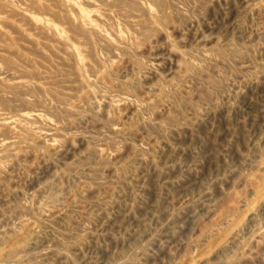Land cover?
Returning a JSON list of instances; mask_svg holds the SVG:
<instances>
[{
  "label": "rangeland",
  "instance_id": "374dc122",
  "mask_svg": "<svg viewBox=\"0 0 264 264\" xmlns=\"http://www.w3.org/2000/svg\"><path fill=\"white\" fill-rule=\"evenodd\" d=\"M26 1L0 0V264H264V0Z\"/></svg>",
  "mask_w": 264,
  "mask_h": 264
},
{
  "label": "bare ground",
  "instance_id": "6f19581e",
  "mask_svg": "<svg viewBox=\"0 0 264 264\" xmlns=\"http://www.w3.org/2000/svg\"><path fill=\"white\" fill-rule=\"evenodd\" d=\"M12 1H13V0H12ZM17 1H18V0H17ZM27 1H28V0H27ZM27 1H26V2H27ZM30 1H31V3L33 2L32 0H30ZM56 1L60 2V0H55L54 3H55ZM67 1H69V0H67ZM99 1H100V0H99ZM111 1H112V0H111ZM122 1H123V0H122ZM127 1H128V0H127ZM151 1H153V2H154V3H155L160 9H163V5H165V4L163 3L162 0H151ZM28 2H29V1H28ZM46 2H47V1H46ZM48 2H50V1L48 0ZM52 2H53V1H52ZM52 2H50V3H52ZM58 2H57L56 4H58ZM97 2H98V1H97ZM101 2H102V0L100 1V5H103L102 3H104V2H102V3H101ZM105 2H106V1H105ZM114 2L116 3V7H117L118 5L124 4L123 2H121V1H119V0H114ZM128 2H129V1H128ZM128 2H127V3H128ZM133 2H136V1H133ZM13 3H14V2H13ZM22 3H23V1H22ZM29 3H30V2H29ZM110 3H111V2H110ZM136 3H137V2H136ZM154 3H153V4H154ZM32 4H33V3H32ZM59 4H61V3H59ZM71 4H72V2H71ZM74 4H75V3H74ZM106 4H107V2H106ZM108 4H109V3H108ZM112 4H113V3H111L110 5H112ZM137 4L139 5L140 3L138 2ZM1 5H2V4H1ZM3 5H4V4H3ZM17 5H18V4H17ZM19 5H20V3H19ZM33 5H34V4H33ZM89 5H90V3H87V6H89ZM127 5H128V4H127ZM138 5L135 4L136 7H137ZM140 5H141V4H140ZM5 6H6V5H5ZM22 6H23V5H22ZM24 6H27V5H24ZM35 6H36V4H35ZM53 6H54V5L52 4V7H53ZM68 6H69V5H68ZM93 6H94V5H93ZM106 6H107V9L110 8V6H109V8H108V5H106ZM106 6H105V8H106ZM121 6H122V5H121ZM121 6H120V9H122ZM130 6H131V5H130ZM141 6H142V5H141ZM1 7H3V6H1ZM1 7H0V8H1ZM38 7H39V5H38ZM38 7H35V11H36V9H38ZM63 7H64V5H63ZM100 7H101V6H100ZM103 7H104V6H103ZM113 7H114V4L112 5V9H113ZM116 7H114L115 10H116ZM118 7H119V6H118ZM131 7H132V6H131ZM138 7H139V6H138ZM138 7L136 8L137 10H138ZM25 8H26V7H25ZM32 8H34V7H32ZM43 8L45 9V6H44ZM43 8H42V9H43ZM56 8H58V7H56ZM67 8H68V7H66V9H67ZM133 8H134V7L130 8V9H133ZM11 9H12V8H11ZM27 9H28V8H27ZM40 9H41V8H40ZM60 9H61V7H60ZM64 9H65V8H64ZM110 9H111V8H110ZM110 9H109V10H110ZM120 9H118V11H119ZM130 9H129V10H130ZM143 9H144V7H143ZM164 9H165V8H164ZM2 10H3V11L6 10L5 7H4L3 9H1V11H2ZM8 10L10 11L9 8H8ZM8 10H7L6 12H8ZM33 10H34V9H33ZM126 10H127V8H126ZM133 10H134V9H133ZM14 11H15V10H14ZM72 11H73V10H72ZM131 11H132V10H131ZM134 11H135V10H134ZM158 11H159V10H158ZM158 11H157V13H158ZM165 11H166V10H165ZM10 12H12V11H10ZM27 12H28V11H27ZM39 12H41V11H39ZM76 12H78V11H76ZM108 12H109V11H108ZM115 12H116V11H115ZM121 12L123 13L122 10H121ZM161 12H162V10H161ZM163 12H164V11H163ZM163 12H162V13H163ZM2 13H3V12H2ZM2 13H0V14H2ZM8 13H9V12H8ZM8 13H7V14H8ZM16 13H17V14H20V13H18L17 11H16ZM16 13H15V14H16ZM42 13H43V12H42ZM53 13H54V12H53ZM117 13H118V12H117ZM7 14H6V15H7ZM10 14H11V13H10ZM45 14H46V13H44V15H45ZM50 14H51V13H50ZM59 14H60V13H59ZM59 14H58V15H59ZM74 14H75V13H74ZM119 14H120V13H119ZM124 14H125V13H124ZM127 14H128V13H127ZM127 14H126V15H127ZM129 14H133V13L131 12V13H129ZM138 14H139V13H138ZM146 14H147V13H146ZM41 15H42V14H41ZM44 15H42V16H44ZM58 15H56V13H55L53 16H58ZM68 15H69V14H68ZM78 15H79V14H78ZM99 15H100V14H99ZM120 15H121V14H120ZM133 15H134V14H133ZM133 15H132V17H133ZM158 15L160 16V14H158ZM161 15H163V14H161ZM176 15H177V14H176ZM3 16H4V15H3ZM20 16H21V15H20ZM48 16H50V18H51V17L53 18V16H51V15H48ZM59 16H61V15H59ZM59 16H58V17H59ZM76 16H77V15H76ZM79 16H80V15H79ZM101 16H102V15H101ZM114 16H115V15H114ZM124 16H125V15H124ZM12 17H13V16H12ZM14 17L16 18V16H14ZM17 17H18V16H17ZM24 17H25V16H24ZM103 17H104V16H103ZM156 17H157V16H156ZM7 18H9V16H8ZM10 18H11V17H10ZM20 18H21V17H20ZM22 18H23V16H22ZM120 18H121V17H120ZM127 18H128V17H126V19H127ZM145 18H146V17H145ZM164 18H165V17H164ZM167 18H168V16H167ZM181 18H182V17H181ZM13 19H14V18H12V20H13ZM23 19H24V18H23ZM25 19H26V17H25ZM92 19H93V18H92ZM105 19H106V17H105ZM126 19H125V20H126ZM129 19H130V17H129ZM142 19H144L143 16H142ZM146 19H147V18H146ZM159 19H160V18H159ZM165 19H166V18H165ZM10 20H11V19H10ZM18 20H19V19H18ZM18 20H16V21H18ZM26 20H27V19H26ZM28 20H29V19H28ZM51 20H52V19H51ZM51 20H49V21H51ZM107 20H108V19H107ZM107 20H106V21H107ZM110 20H111V18H110ZM140 20H141V19H140ZM166 20H168V19H166ZM19 21H20V20H19ZM19 21H18V22H19ZM21 21H22V20H21ZM21 21H20V22H21ZM24 21H25V20H23L22 23H23ZM147 21L149 22L148 19H147ZM150 22H151V21H150ZM150 22H149L148 25H150V26L152 25V28H155L156 26L154 27V23L151 24L152 22H151V23H150ZM166 22H167V21H166ZM26 23H27V22H25L24 24L26 25ZM28 23H30V21H28ZM109 23H110V21H109ZM3 24H4V23H3ZM7 24H8V23H7ZM18 24H19V23H18ZM60 24H61V23H60ZM141 24H142V23H141ZM4 25H5V24H4ZM9 25H10V24H9ZM29 25H31V23H30ZM68 25H69V24H68ZM73 25H74V24H73ZM102 25H103V24H102ZM113 25H114V24H113ZM145 25H146V23H145ZM145 25H144V26H145ZM10 26H11V25H10ZM12 26H13V25H12ZM12 26H11V27H12ZM87 26H88V25H87ZM87 26H86V27H87ZM139 26H140V25H139ZM146 26H147V25H146ZM150 26H148L149 28L147 27L148 30H150ZM6 27L8 28V25H7ZM11 27L8 28V29L11 30ZM25 27H27V26H25ZM25 27H24V28H25ZM28 27H30V26H28ZM32 27H34V26H32ZM70 27H71V26L69 25V28H70ZM75 27H76V26H75ZM86 27H85V28H86ZM133 27H134V26H133ZM137 27H138V26H137ZM137 27H136V28H137ZM141 27H142V26H141ZM13 28H14V27H13ZM34 28H35V27H34ZM34 28H33V29H34ZM71 28H73V27H71ZM71 28H70V29H71ZM80 28H81V27H80ZM82 28H83V27H82ZM116 28H117V27H116ZM33 29H32V30H33ZM70 29H68V30H70ZM111 29H112V28H111ZM144 29H145V27H144ZM6 30H7V29H6ZM12 30L14 31V29H12ZM26 30H28V29H26ZM32 30H31V31H32ZM36 30H38V29H36ZM77 30H78V29H77ZM112 30H113V29H112ZM145 30H146V29H145ZM145 30H144V34H145V32H146ZM28 31H29V30H28ZM134 31H135V30H134ZM150 31H151V30H150ZM157 31L159 32L160 30H158V28H157ZM15 32H16V30H15ZM17 32H18V30H17ZM42 32H44V31H42ZM109 32H110V31H109ZM135 32H137V31H135ZM45 33L47 34V32H45ZM138 33H139V32H138ZM138 33H137V34H138ZM148 33H149V31H148ZM19 34H20V33H19ZM29 34H30V33H29ZM42 34H43V33H42ZM93 34H94V33H93ZM112 34H113V32H112ZM141 34H143V33H141ZM159 34H162V33L160 32ZM21 35H22V36H21ZM21 35H20V36H21V39H22L23 34H21ZM44 35H45V34H44ZM52 35H53V34H52ZM52 35H51V37H52ZM100 35H101V34H100ZM3 36H4V34H3ZM26 36H27V35H26ZM40 36H41V35H40ZM42 36H43V35H42ZM76 36H77V35H76ZM80 36H81V33H80ZM80 36H79V37H80ZM96 36H97V35H96ZM101 36H102V35H101ZM140 36H141V35H140ZM142 36H143V35H142ZM1 37H2V35H1ZM34 37H35V36H34ZM81 37H82V36H81ZM98 37H100L99 34H98ZM116 37H117V36H116ZM161 37H163V36H161ZM164 37H165V36H164ZM82 38L84 39V37H82ZM52 39H54V37H53ZM73 39L76 40L75 38H73ZM114 39H115V36H114ZM6 40H8V39H6ZM24 40H26V39L24 38ZM32 40H33V39H32ZM42 40H43V39H42ZM48 40H49V38H48ZM85 40H86V39H85ZM90 40H91V39H90ZM103 40H104V39H103ZM116 40L118 41V39H116ZM116 40H115V41H116ZM60 41H61V40H60ZM101 41H102V40H101ZM26 42L29 43L28 40H26ZM77 42H79V41H77ZM86 42H89V41L87 40ZM86 42H85V45H86ZM30 43H32V42H30ZM50 43H51V42H50ZM57 43H58V42H57ZM63 43H65V42H63ZM90 43H92V41H91ZM107 43H108V42H107ZM42 44H43V43H42ZM54 44H55V42H54ZM82 44H83V43H82ZM88 44H89V43H88ZM119 44H120V43H119ZM31 45H32V44H31ZM44 45H45V44H44ZM60 45H62V44H60ZM92 45H93V43H92ZM110 45L113 46V44H110ZM124 45H125V43H124ZM34 46H35V45H34ZM45 46H46V45H45ZM67 46H68V45H67ZM67 46H66V47H67ZM102 46H103V45H102ZM54 47H55V46H54ZM61 47H62V46H61ZM105 47H106V46H105ZM105 47H104V48H105ZM115 47H116V46H115ZM48 48H50V46H49ZM48 48H47V50H48ZM56 48H58V46H57ZM62 48H63V47H62ZM33 49H34V48H33ZM59 49H60V48H59ZM91 49H92V48H91ZM107 49H108V48H107ZM107 49H106V50H107ZM115 49H116V48H115ZM39 50H40V49H39ZM39 50H38V51H39ZM61 50H62V49H61ZM66 50H67V49H66ZM71 50H72V49H71ZM109 50H110V49H109ZM111 50H112V49H111ZM118 50H119V49H118ZM210 50H211V49H210ZM34 51H35V50H34ZM36 51H37V50H36ZM38 51H37V52H38ZM64 51H65V50H64ZM72 51H73V50H72ZM72 51H71V52H72ZM41 52H42V51H40L39 55H41ZM53 52H54V51H53ZM66 52H67V51H65V53H66ZM73 52H74V51H73ZM90 52H91V51H90ZM42 55H43V54H42ZM72 55H73V54H72ZM67 56H68V55H67ZM88 56H90V54H89ZM42 57H44V56H42ZM69 57H72V56L69 55ZM69 57H68V58H69ZM219 57H220V56H219ZM166 58H167V57H166ZM45 59H46V57H45ZM58 59H59V57H58ZM61 59H63V58L61 57ZM61 59H60V60H61ZM163 59H164V58H163ZM63 60H64V59H63ZM72 60H73V59H72ZM62 62H63V61H62ZM64 63H65V62H64ZM157 63H158V62H157ZM159 63H160V62H159ZM159 63H158V64H159ZM158 64H157V65H158ZM161 64H162V63H161ZM161 64H160V65H161ZM164 65H165V64H164ZM88 67H89V66H88ZM90 68H91L92 71H93V67H90ZM6 69H7V68H6ZM7 70H9V69H7ZM90 72H91V71H90ZM0 73H1V72H0ZM6 74L8 75L9 73L6 72ZM14 74H16V73H14ZM42 74H43V72H42ZM1 75L3 76L2 73H1ZM36 75H37V74H36ZM36 75H35V76H36ZM38 75H39V73H38ZM38 75H37V76H38ZM13 76H14V75H13ZM42 76H43V75H42ZM39 77H40V76H39ZM15 78H16V77H15ZM76 78H77V77H76ZM7 79H8V78H7ZM17 79H18V78H17ZM17 79L13 80V82H15ZM11 80H12V78H11ZM77 80H78V79H77ZM79 80H80V79H79ZM87 82H88V81H87ZM88 83H89V82H88ZM88 83H87V84H88ZM19 86L21 87L22 84L19 85ZM6 87H7V86H6ZM10 87H11V86H10ZM10 87H9V89H11ZM14 87H15V86H14ZM14 87H13V88H14ZM16 87H18V86H16ZM20 87H19V88H20ZM21 88H22V87H21ZM21 88H20V90L23 89V88H22V89H21ZM16 89H18V88H15V89H12V90L15 91ZM40 89H41V88H40ZM7 90H8V89H7ZM18 91H19V89H18ZM12 93H13V92H12ZM19 93H20V92H19ZM19 93H18V94H19ZM18 94H16V95H18ZM21 94H22V93H21ZM7 100L10 101L9 98H8ZM12 100H13V99H12ZM108 100H109V99H108ZM17 101H18V100H17ZM12 102H13V101H12ZM108 102H109V101H108ZM125 102H126V101H125ZM133 102H134V101H133ZM35 103H36V102H35ZM2 104H3V103H2ZM2 104H0V106H2ZM5 104H6V103H5ZM5 104H4V105H5ZM10 104H11V102H10ZM13 104H14V103H13ZM25 104H26V103H25ZM109 105H110V104H109ZM30 106H31V105H30ZM106 107H108V105H106ZM5 108H7V107H5ZM5 108H4V106H3V107H1L0 109L3 110V109H5ZM109 108H110V107H109ZM111 108H113V107H111ZM12 109H13V108H12ZM2 110H1V111H2ZM7 110H8V109H7ZM7 110H6V111H7ZM8 111H9V110H8ZM8 111H7V112H8ZM37 111H38V109H37ZM37 111H35V113H36ZM47 111H48V110H47ZM7 112H6V113H7ZM26 112H27V111H26ZM29 112H30V111H29ZM10 113H11V112H10ZM22 113H23V112H22ZM37 113H39V112H37ZM37 113H36V114H37ZM40 113H41V111H40ZM11 114H13V113H11ZM11 114H10V115H11ZM45 114H46V113H45ZM1 115H2V114H1ZM47 115H48V114H47ZM3 116H4V115H2L1 117H3ZM13 116H14V114H13ZM16 116H18V115H16ZM15 118H16V117H15ZM21 118L24 119V120H27V119H28V117H27L26 115L21 116ZM34 118H35V120L37 121L38 119H40V115L37 114L36 116H34ZM50 118H51V117H50ZM52 119H53V118H52ZM3 121H4V122L11 121V118H8V116H6L5 118H3ZM30 121H32V120H30ZM30 121H29V122H30ZM18 122H20V121H18ZM35 124H36V123H35ZM45 124H46V123H45ZM150 124H151V123H150ZM12 125H13V124H12ZM39 125H40V124H39ZM41 125H42V124H41ZM41 125H40V126H41ZM26 127H28V126H26ZM34 127L36 128V125H35ZM44 127H45V126H44ZM3 128H4V127H3ZM8 128H9V127H8ZM54 128H55V127H54ZM109 129H110V128H109ZM111 130H112V129H111ZM8 131H9V130H8ZM41 131H44V130L41 129ZM50 131H51V130H50ZM58 131H59V130H58ZM58 131L56 130V132H58ZM23 132H24V131H23ZM53 132H54V131H53ZM112 132H113V131H112ZM119 132H120V131H119ZM5 133H6V132H5ZM24 133H26V132H24ZM3 134H4V133H3ZM26 134H28V133H26ZM26 134H25V135H26ZM111 134H112V133H111ZM8 135L10 136V134H8V133L5 134V137L8 136ZM66 135H67V134H66ZM114 135H115V133H114ZM119 135H120V134H118L117 136H119ZM14 136H15V135H14ZM26 136H27V135H26ZM28 136H29V134H28ZM30 136H31V135H30ZM55 136L57 137L56 134H55ZM32 137H33V136H32ZM62 137H63V136H62ZM2 138H3V136H2ZM6 138H8V137H6ZM11 138H12V137H11ZM20 138H21V137H20ZM22 138H24V137H22ZM28 138H30V137H28ZM51 138H52V137H51ZM53 138H54V137H53ZM9 139H10V138H9ZM45 139H46V138H45ZM48 139H49V138H48ZM63 139H66V138H63ZM6 140H8V139H6ZM51 140H52V139H51ZM84 140H85V139H84ZM24 141H26V140L24 139ZM82 141H83V139H82ZM85 141H86V140H85ZM52 142H53V141H52ZM57 143L60 144L58 141H57ZM15 144H16V143H15ZM63 144H64V143H63ZM63 144H62V145H63ZM11 145H12V144H11ZM18 145H19V143H18ZM9 146H10V145H9ZM9 146H7V147H9ZM12 146H13V145H12ZM15 146H16V145H15ZM15 146H14V147H15ZM7 147H4L5 150H6ZM10 147H11V146H10ZM58 147H59V146H58ZM57 149L60 151L61 148H60V149L57 148ZM63 149H64V148H63ZM70 149H71V148H68V149L65 150V151H69ZM5 150L3 149L2 152H1L0 154H2L3 151H5ZM6 151H10V150H6ZM61 152H62V151H61ZM58 153H59V152H58ZM63 154H64V153H63ZM55 155H56V154H55ZM57 155H59V154H57ZM57 155H56V156H57ZM60 155H61V154H60ZM7 156H8V155H7ZM9 156H10V155H9ZM8 158H9V157H8ZM0 159H1V158H0ZM2 159L4 160V159H6V158L3 157ZM1 161H2V160H1ZM50 166H51V165H50ZM49 168H50V167H49ZM3 169H4V168H3ZM0 170H2V169H0ZM1 173H2V171H1ZM55 182H56V181H55ZM47 183H48V182H47ZM54 184H55V183H54ZM49 186H50V185H49ZM52 186H53V184H52ZM54 188H55V187H54ZM40 189H41V193H43L44 190H43V192H42V188H40ZM44 189H45V188H44ZM38 193H39V192H38ZM38 193H37V194H38ZM42 196H43V195H42ZM52 201H53V200H52ZM46 202H47V201H46ZM28 208H29V207H28ZM29 210H30V209H29ZM40 210H41V211H40ZM40 210H39V211L42 212V209H40ZM1 213H2V212H1ZM3 213H4V212H3ZM17 214H18V213H17ZM23 216H24V215H23ZM8 217H9V216H8ZM0 218H1V217H0ZM12 218H13V217H12ZM12 218H11V219H12ZM11 224H12V223H11ZM11 224H10V225H11ZM4 225H5V224H4ZM7 227H8V226H7ZM1 229H2V228H1ZM5 229H6V228H5ZM8 229H9V228H8ZM6 232H7V231H5L4 233L6 234ZM8 232H9V231H8ZM8 232H7V233H8ZM4 233H3V235H5ZM50 237H51V236H50ZM2 238H3V236H2ZM47 238H48V237H47ZM47 238H46V239H47ZM41 239H42V238H41ZM42 240H43V239H42ZM42 240H41V241H42ZM44 240H45V238H44ZM39 241H40V240H39ZM39 241H38V242H39ZM41 241H40V242H41ZM45 241H46V240H45ZM40 242H39V243H40ZM42 242L44 243V241H42ZM42 242H41V243H42ZM39 243H38V244H39ZM37 249H38V248L36 247V252H35V249L32 250L33 252H32V251H31V252H28V255L25 256V257H29V259H30V257H34V258H36V259H40V260H41V259L47 258V256L51 254V253H50L51 251H50V252L47 251L48 249H47L46 251H42V250H43L42 248H41V249H42L41 251H37ZM50 249H51V248H50ZM19 250H20V249H19ZM19 250H18V251H19ZM21 250H22V249H21ZM25 250H27V249H25ZM38 250H40V249H38ZM52 250H53V249H52ZM55 253H56V252H55ZM55 253H54V254H55ZM23 254H24V253H23ZM52 254H53V252H52ZM54 254H53V255H54ZM56 254H57V253H56ZM56 254L54 255V257L56 256ZM25 255H26V254H25ZM53 255H52V256H53ZM57 255H58V254H57ZM58 257H59V255H58ZM15 258H16V257H15ZM48 258H49V257H48ZM36 259H35V260H36ZM56 259H57V258H56ZM35 260H34V261H35ZM40 260H39V261H40ZM61 260H62V259H61ZM61 260H59V261H61ZM26 261H27V260H26ZM30 261H31V260H30ZM43 261H44V260H43ZM45 261L47 262V260H45ZM19 262H20V261H19ZM35 262H36V261H35ZM28 263L30 264V262H28ZM28 263H27V264H28ZM37 263H38V262H37ZM44 263H45V262H44ZM8 264H9V263H8ZM13 264H16V263H13ZM18 264H19V263H18ZM20 264H22V263H20ZM62 264H65V263L62 261Z\"/></svg>",
  "mask_w": 264,
  "mask_h": 264
}]
</instances>
